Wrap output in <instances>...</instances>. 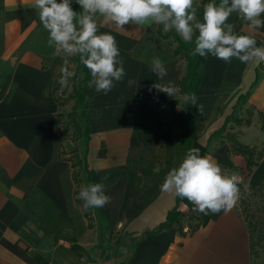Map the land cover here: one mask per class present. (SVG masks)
<instances>
[{"label":"crops","instance_id":"obj_1","mask_svg":"<svg viewBox=\"0 0 264 264\" xmlns=\"http://www.w3.org/2000/svg\"><path fill=\"white\" fill-rule=\"evenodd\" d=\"M33 2L0 0V264H253L252 236L237 205L244 192L264 182L262 62L198 55L191 137L175 125L180 117L187 126L189 97H170L153 87H179L185 61L174 53L162 60L167 75L160 79L151 71L152 59L136 54L156 24L129 23L122 32L98 19L99 33L116 38L125 76L107 94L81 90L86 97L77 120L83 133L89 129L72 153L82 160L83 187L106 177L102 182L111 197L104 207L91 208L92 214H81L71 197L77 167L57 118L64 59L48 46ZM228 23L264 46V27L249 33L235 13ZM248 93L243 103L240 97ZM238 147L253 154L257 163L251 170ZM191 148L216 161L224 174L241 178L240 199L227 215L193 212L187 199L161 191L166 174ZM173 211L183 215L181 222L151 234ZM87 215L98 233L93 243L87 242ZM102 230L118 237L104 251L122 245L107 260L99 250Z\"/></svg>","mask_w":264,"mask_h":264},{"label":"clouds","instance_id":"obj_2","mask_svg":"<svg viewBox=\"0 0 264 264\" xmlns=\"http://www.w3.org/2000/svg\"><path fill=\"white\" fill-rule=\"evenodd\" d=\"M82 11L72 8V0H34L32 7L38 10L39 20L48 32L47 44L54 47V56L79 57L91 74L89 88L107 94L125 76V69L118 57L120 51L116 38L108 33H99L98 19L105 26L127 32L125 25L138 26L155 23L163 25L165 32L175 30L185 43L195 44L193 56L207 57L211 54L225 62L232 58L241 63L264 62V46H257L251 34L238 35L234 25L228 23L235 13L247 22L248 32L264 27V0H215L203 6L202 21L197 18L195 0H75ZM182 63V62H181ZM69 61L63 60L59 83L66 87L69 78ZM119 65V66H117ZM151 71L160 79L167 69L160 58L150 61ZM133 83V81H129ZM158 91L174 97L181 92L172 82L155 83ZM196 103L194 94L190 97ZM105 178H102V181ZM82 187L79 199L83 208H102L111 202L105 194L103 182ZM241 178L232 173L224 174L220 165L208 156H201L199 148H191L178 167H173L165 176L161 191L187 199L195 207L193 212L225 215L237 205L241 193Z\"/></svg>","mask_w":264,"mask_h":264},{"label":"rangeland","instance_id":"obj_3","mask_svg":"<svg viewBox=\"0 0 264 264\" xmlns=\"http://www.w3.org/2000/svg\"><path fill=\"white\" fill-rule=\"evenodd\" d=\"M208 2H211V0H195L194 6L197 7V18L201 21L203 15V6ZM72 8L77 13L82 11L80 5L77 4L75 0H72ZM166 34H170L171 36L170 39L164 37ZM179 38L182 40V38L175 32V30L165 32L163 30V25L156 24L153 32L150 33V35H148V37H146V39L142 42L141 47L138 50V52H136V54L146 59H153L158 57L161 59V61L167 60L168 58L172 57V54L177 49ZM183 52L186 53L185 50ZM62 58L67 59L69 61V65H68L69 71L74 73V75L69 78L68 85L66 87L61 86L60 89L58 90V96H59L58 112L63 117L61 120L63 123L69 121V117L67 116L73 111V107L75 106V104H77L76 92L78 91V88L80 86L79 83L83 79L84 74L82 72L83 66L80 63L79 57L77 55L63 56ZM189 62H190L189 59L187 62H185L184 69H186L187 63ZM63 102L65 103L63 104ZM242 114L244 115L245 113ZM72 137H73V133L71 132L68 134L65 140L69 142V146H70L69 150L71 151L69 155L71 156L73 162L75 163L77 162L78 158L80 159V157L79 155L78 157H76L75 153H72L74 146H76V144H74V142L71 140ZM262 150H263L262 154L264 156V147L262 148ZM76 167L77 168L74 169V171H72L71 179H70L73 180L72 195H71V197L74 200L73 203L76 206V210L81 214H85V213L92 214L91 208L85 210L83 208V201L79 199V191L83 187L82 181L83 178L85 180L86 173L83 170L82 165H77ZM76 172L79 173L78 175H79L80 184L78 182L77 183L75 182ZM244 175L245 174H242V176ZM246 192L247 195L242 197V200L237 205V209L240 210V213L244 221L248 223V227L252 226V228L254 229V232L252 231L251 233L252 243L254 248L253 264H264V185H262L260 189H249ZM90 216L89 215L86 216L88 220L87 242L93 243L95 241V238H98V233L97 234L94 233L93 217L91 219ZM101 234L103 237V242L100 244L99 247L101 248L99 250H102V253L104 254L103 260H107L109 257L116 255L118 251H122V247H121L122 245H118V249L115 248L116 246L114 245L109 250L104 251L105 249L102 248L106 246V244H110L111 241L113 242L116 241L118 237L116 236V233L113 234H111L110 232L106 233L104 230H102V232L99 233V235ZM95 255L98 259H101L100 254L95 253ZM106 256L108 258H105Z\"/></svg>","mask_w":264,"mask_h":264},{"label":"trees","instance_id":"obj_4","mask_svg":"<svg viewBox=\"0 0 264 264\" xmlns=\"http://www.w3.org/2000/svg\"><path fill=\"white\" fill-rule=\"evenodd\" d=\"M220 0H216L215 3L219 4ZM203 6V4H202ZM240 25V24H239ZM238 25V27H239ZM167 39H170V34H166L164 36ZM195 44L194 43H185L184 41H182L180 38L178 39V47L177 49L174 51V56L176 57H180L182 60H184L185 62L188 61V59L190 60L189 63H187L185 72H184V76L182 77L181 81H180V86L179 88L181 89V92L179 94L181 95H186L189 97V106H188V112H187V121L188 124L186 126V124L182 121V119L180 117L177 118L176 120V128L178 130H180V128L184 131H187L188 134L192 137L193 135V126H194V116H193V104L191 102V95L194 94L196 97V89L198 86V78L196 77L195 73H194V69L197 63V58L198 55L193 56L192 52L194 50ZM185 50L186 53H184L183 51ZM262 68L264 69V62H262L261 64ZM82 72L84 74L83 79L81 80V82L79 83V88L78 91L76 92V100H77V104H75V106L73 107V111L67 116L69 117V121L68 122H63V130H62V136L66 137L68 136L69 133H73V137L71 138L73 142H76L81 136H82V128L79 125V122L77 120V110H78V105H82L84 106L85 104V97L81 94V90L86 87L89 83V81L92 79L90 71L87 68H83ZM61 84L59 82H57L56 84V93L58 92V90L60 89ZM249 97V93L246 95H243L240 97V100L245 103L247 102ZM57 100L59 101V97L57 98ZM65 102H63L64 104ZM62 104V105H63ZM66 117V118H67ZM58 119L62 120V116L60 114H58L57 116ZM225 128V126H224ZM223 128V129H224ZM89 129V128H88ZM88 129L86 130L85 135L88 134ZM76 135V136H75ZM237 150L239 152H242V154H244L245 156H247L248 158V169L251 170L255 165H256V161L254 160L253 154L247 150L246 148H241L238 147ZM75 153L76 157H78V153L75 151L73 152ZM74 168L77 165H81L82 164V160L78 158L77 162H73V160L71 159ZM264 185V182H262L261 184L258 185L257 188H253V189H260L261 186ZM247 195V192H244L243 197ZM199 213V212H198ZM183 215L180 214L177 211H173L169 214L166 222H164L163 224H161L160 226H158L156 229H154L151 234L155 235L161 231H163L164 229L170 228L174 225H178L181 220L183 219ZM247 223V222H246ZM248 225V223H247ZM250 227V228H249ZM249 230L250 233H252V231L254 232V229L252 228V226H249ZM252 236V234H251ZM253 246V244H252Z\"/></svg>","mask_w":264,"mask_h":264}]
</instances>
